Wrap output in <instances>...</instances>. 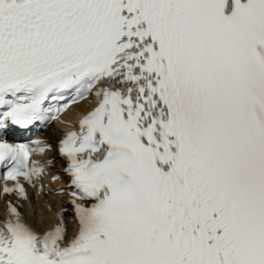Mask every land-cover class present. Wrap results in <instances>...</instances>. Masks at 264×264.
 Masks as SVG:
<instances>
[{
	"label": "snow or ice",
	"instance_id": "obj_1",
	"mask_svg": "<svg viewBox=\"0 0 264 264\" xmlns=\"http://www.w3.org/2000/svg\"><path fill=\"white\" fill-rule=\"evenodd\" d=\"M57 157L75 231L9 199L0 264H264V0H0L3 193Z\"/></svg>",
	"mask_w": 264,
	"mask_h": 264
},
{
	"label": "bare ground",
	"instance_id": "obj_2",
	"mask_svg": "<svg viewBox=\"0 0 264 264\" xmlns=\"http://www.w3.org/2000/svg\"><path fill=\"white\" fill-rule=\"evenodd\" d=\"M55 131H56L55 129H48L47 132L49 133V136L52 137L54 135L56 136ZM57 200H58L57 198L53 197V201L54 202H56ZM45 216H46V219H47V215L46 214H45ZM46 219H45V217H43V220H46Z\"/></svg>",
	"mask_w": 264,
	"mask_h": 264
}]
</instances>
